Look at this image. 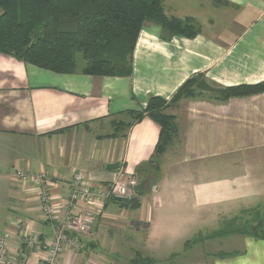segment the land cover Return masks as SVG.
I'll return each mask as SVG.
<instances>
[{
  "label": "crops",
  "instance_id": "obj_1",
  "mask_svg": "<svg viewBox=\"0 0 264 264\" xmlns=\"http://www.w3.org/2000/svg\"><path fill=\"white\" fill-rule=\"evenodd\" d=\"M164 9L169 17L192 20L198 35L165 38L162 27L146 22L128 78L90 76L83 68L57 74L0 53L5 264L22 256L37 264L46 257L9 234L16 223L26 226L29 239L46 243L68 214L86 211L95 214L94 226L88 234L65 231L79 247L66 244L61 264H134L138 258L264 264L259 237L235 235L231 245L219 237V248L206 235L196 240L201 224L209 230L223 218L241 222L264 202V93L221 101L219 91L197 89L166 110L177 132L161 155L160 126L138 117L151 96L170 102L196 76L217 89L264 82V0H164ZM16 171L43 176L40 183L23 184ZM121 171L138 181L136 196L127 200L136 206L112 198L76 207L69 202L77 174L100 188ZM40 188L53 197L52 223L42 218Z\"/></svg>",
  "mask_w": 264,
  "mask_h": 264
},
{
  "label": "trees",
  "instance_id": "obj_2",
  "mask_svg": "<svg viewBox=\"0 0 264 264\" xmlns=\"http://www.w3.org/2000/svg\"><path fill=\"white\" fill-rule=\"evenodd\" d=\"M146 22L162 27L165 38L178 35L193 39L198 35L192 20L166 15L164 0H0V53L57 74L79 72L80 56L86 64L82 67L86 75L128 78L133 74L134 51ZM201 80L202 76L188 80L170 102L151 96L147 108L138 114L161 128L157 154L164 153L177 132L174 117L167 115L166 110L193 97ZM219 93L221 101L257 95L264 93V82L222 88ZM135 201L120 203L134 207ZM249 223L251 226L246 229L254 232H239L264 239L257 233L262 223ZM226 227L206 238L230 234L224 231ZM134 264L157 262L138 258Z\"/></svg>",
  "mask_w": 264,
  "mask_h": 264
},
{
  "label": "built area",
  "instance_id": "obj_3",
  "mask_svg": "<svg viewBox=\"0 0 264 264\" xmlns=\"http://www.w3.org/2000/svg\"><path fill=\"white\" fill-rule=\"evenodd\" d=\"M41 176L43 175H32V173H24L23 171L15 172V177L23 184H27L31 180L40 183ZM137 186L138 181L136 177L124 171H121L118 178L109 186L100 188L90 187L84 177L81 174H77L70 185L68 197L71 205L75 204V207L80 202L95 204V202H99L101 199L131 200L136 196ZM40 190L39 197L42 218L44 221L52 223L57 215V209L53 204V197L44 188H40ZM74 211H76V208H74ZM94 223L95 214L92 211L68 214L67 220H65L59 229V233L46 243H39L29 239L26 235V226L23 223H16L9 230V234L14 235L18 240L35 250L39 249L46 252L45 259L37 264H61V254L66 244L71 243L74 247H79V242L68 238L65 235V231L88 234L93 228ZM7 258H9L8 240L5 237H0V264H5ZM8 264H28V260L25 256H22L20 259H12V263L8 261Z\"/></svg>",
  "mask_w": 264,
  "mask_h": 264
},
{
  "label": "rangeland",
  "instance_id": "obj_4",
  "mask_svg": "<svg viewBox=\"0 0 264 264\" xmlns=\"http://www.w3.org/2000/svg\"><path fill=\"white\" fill-rule=\"evenodd\" d=\"M78 60H79V66H80V68H82V67H84L86 64H85V62L81 59V57L79 56L78 57ZM219 90V89H218ZM138 187V186H137ZM136 192H137V190H136ZM254 211H252V212H254V213H247V214H245V216H244V218L243 219H241L242 221L241 222H239L240 220L239 219H229V218H223L222 219V223H221V226L220 225H216V228L213 226L212 227V229H209V230H206V228H205V225L204 224H201L197 229H196V232H199L200 234H198V236H197V238H196V240H198L200 237H202L203 236V238H205V235L206 236H209V235H211L212 233H214V232H216V231H218V229H220V228H222L224 225H226L227 227V230H224V231H227V232H229L230 234H225L223 237H227L226 238V242L225 243H228V244H232L230 241L232 240V238H233V236H235V235H244V234H241L240 232H239V230H244L245 232L247 231V233L248 232H254L252 229H250V228H247L246 229V226H251L250 225V223H249V221L250 220H252V223H254L253 224V226H258L259 225V223H262V227H261V229L260 230H257V233L259 234V235H264V202H259L257 205H256V208H254L253 209ZM261 225V224H260ZM206 227H208V226H206ZM205 228V229H204ZM202 229H204V231H202V232H200ZM211 230V233H209V232H205V231H210ZM205 232V233H204ZM220 236V235H219ZM244 236H246V235H244ZM247 236H249V235H247ZM251 237V236H250ZM217 239V238H216ZM209 240H212V239H209ZM214 240L215 239H213V242H212V245L214 246V247H217V248H219L220 247V243H214ZM228 240V241H227ZM224 242V241H223ZM225 246H226V244H225Z\"/></svg>",
  "mask_w": 264,
  "mask_h": 264
},
{
  "label": "water",
  "instance_id": "obj_5",
  "mask_svg": "<svg viewBox=\"0 0 264 264\" xmlns=\"http://www.w3.org/2000/svg\"><path fill=\"white\" fill-rule=\"evenodd\" d=\"M197 89L203 92H217L219 91L217 88L209 85L205 80H201L198 85Z\"/></svg>",
  "mask_w": 264,
  "mask_h": 264
}]
</instances>
